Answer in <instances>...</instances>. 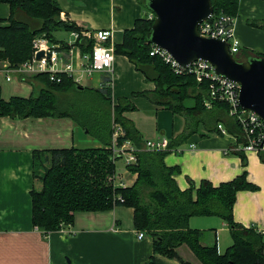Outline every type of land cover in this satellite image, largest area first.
<instances>
[{"label": "trees", "instance_id": "obj_1", "mask_svg": "<svg viewBox=\"0 0 264 264\" xmlns=\"http://www.w3.org/2000/svg\"><path fill=\"white\" fill-rule=\"evenodd\" d=\"M1 1L10 5L11 14L8 18H0V60H8L12 66L31 57L35 37L46 34L51 44L59 43L67 50L65 41L56 40L53 32L81 29L75 22L61 19L58 0ZM239 1L212 0L215 14L223 11L235 16ZM152 24L149 16L136 19L134 26L125 30L123 41L115 45L116 54L127 56L146 80L156 84L154 91L134 96L145 95L175 113L184 114L192 124L207 121L225 124L229 135L236 136L239 143L244 142L241 127L228 115L227 104L217 103L212 110L206 111V87L199 85L193 75L175 73L162 57L150 54L152 44L147 34ZM259 26L264 28V23ZM78 43L82 55L92 54L93 39L80 38ZM58 77L60 81L51 80L48 74L42 73L28 79L34 85L29 97L13 96L6 100L0 88V121L3 116H68L102 144L100 147L33 152V222L42 232L61 230L74 222L78 211L109 210L125 205L134 208L136 231H145L153 239L154 254L145 264H157L156 254L176 258L181 264H193L179 254L177 249L183 244L193 251L201 264H264L263 234L237 223L233 216L237 191L258 188L247 179L246 173L218 186L209 180H202L199 185L190 180V186L181 190L174 178L181 169L168 166L165 157L175 149L180 152L178 146L187 140L192 130L169 141L166 149L145 148L139 142L141 134L124 115L136 106L126 97L114 103L110 76L104 78L102 88L80 87L65 73ZM36 79L43 85H35L33 80ZM65 95L69 97L63 100ZM190 98L194 99L193 105L185 102ZM117 125L123 129L117 144L121 146L132 141L137 150L136 162L127 164V168L137 174L130 186L115 184L116 159L123 157L121 154L114 156L112 150ZM236 153L242 157L244 165L247 164L245 153L242 150ZM260 157L264 162V151L260 152ZM194 215H218L226 220L232 245L223 253L219 252L217 244L203 245L202 232L189 225Z\"/></svg>", "mask_w": 264, "mask_h": 264}, {"label": "crops", "instance_id": "obj_2", "mask_svg": "<svg viewBox=\"0 0 264 264\" xmlns=\"http://www.w3.org/2000/svg\"><path fill=\"white\" fill-rule=\"evenodd\" d=\"M58 1L62 8L61 19L93 31L111 29L114 45L123 41L125 30L132 28L136 19L151 13L142 0ZM10 14V5L0 0V18H8ZM260 23H264V0H240L234 25L242 46L239 59L247 60L256 54L264 56V28L259 26ZM73 53V71L69 76L82 87L102 88L104 78L109 75L104 71L88 73L80 51L76 49ZM3 66L0 64L2 97L6 100L13 96L29 97L34 90L30 80L16 72L12 73V80H7ZM33 81L35 85H43L37 79ZM111 86L114 103L126 97L136 106L124 115L141 134L139 142L143 147L147 139L166 137L171 141L192 130L187 140L178 146L180 152L175 149L165 157L168 166L181 169L174 175L181 190L190 186V180L197 185L202 180H209L218 186L246 173L247 179L258 188L237 191L234 220L261 232L264 242V162L260 152L245 153L247 164L244 165L242 157L236 153L239 150H233L234 137L224 135L218 129L220 122L192 124L184 114L175 113L145 95L134 96L135 93L154 91L156 84L146 80L125 55L115 53ZM188 101V104H194V99ZM128 142L136 149L132 141ZM101 145L68 116L1 118L0 264H145L149 260L154 254L153 239L147 234L142 239L137 237L133 207L116 205L109 210L78 211L74 222L65 225L64 229L49 233L36 230L31 195L33 152ZM119 160H116L115 184L130 186L136 181L137 174L127 168L126 162L124 169H120ZM189 225L202 232L203 245L217 244L220 253L233 243L228 223L218 215L191 216ZM177 250L184 260L201 264L186 244ZM155 256L157 264H181L176 258L162 254Z\"/></svg>", "mask_w": 264, "mask_h": 264}, {"label": "built area", "instance_id": "obj_3", "mask_svg": "<svg viewBox=\"0 0 264 264\" xmlns=\"http://www.w3.org/2000/svg\"><path fill=\"white\" fill-rule=\"evenodd\" d=\"M149 18L154 20V14L150 13ZM234 25L235 16L226 13L213 14L200 24L199 32L206 37H215L227 41L231 53L235 55L240 52L242 46L235 34ZM80 38L94 40L91 55H82L78 43ZM112 39L113 33L111 29H98L93 31L84 27L69 32V37L67 41L65 40L69 49L66 50L62 49L59 43L51 44L46 34H42L33 40V55L30 59L15 68L5 65L3 66V71L7 72V80H12V73L16 72L21 75L46 73L51 80L60 81L59 74L65 73L71 75L73 71V51L78 49L81 53V59L84 62V68L88 73L104 71L112 78L113 60L115 57V47ZM40 50L50 52V56L48 57L45 54L41 58H37L36 54ZM151 54L162 57L175 73L193 75L198 83L203 84L207 92V97L204 101L206 108L212 109L216 103L221 102L227 104L228 115L236 120L245 137V142L239 143L237 137L233 136L236 141L233 150H242L244 153L264 151V120L240 105L239 96L241 86L239 83L217 74L214 66L204 60H197L187 67H181L168 52L153 44ZM218 128L223 134L229 135L222 123L218 124ZM122 133V127L117 125L116 132L113 135V139L116 142L112 146L114 156L116 154H121L122 156L125 154L127 155L126 164L134 163L137 159V150L129 146L128 141L124 142L121 146L117 144V137ZM147 146L152 150L155 148L166 149L168 147V141L166 139L164 142L163 140L161 142L149 140ZM62 229H64V226ZM36 230L41 231L38 226H36ZM136 233L139 239L146 237L145 231H136Z\"/></svg>", "mask_w": 264, "mask_h": 264}, {"label": "water", "instance_id": "obj_4", "mask_svg": "<svg viewBox=\"0 0 264 264\" xmlns=\"http://www.w3.org/2000/svg\"><path fill=\"white\" fill-rule=\"evenodd\" d=\"M154 14L147 34L149 43L168 52L181 66L197 60L214 66L217 74L240 84V105L264 120V56L238 60L227 41L200 34V24L214 13L212 0H145ZM50 56L40 50L36 56Z\"/></svg>", "mask_w": 264, "mask_h": 264}, {"label": "rangeland", "instance_id": "obj_5", "mask_svg": "<svg viewBox=\"0 0 264 264\" xmlns=\"http://www.w3.org/2000/svg\"><path fill=\"white\" fill-rule=\"evenodd\" d=\"M152 13V12H151ZM222 13H226V12H223L222 11ZM213 14H215V11H214V13ZM226 14H228V13H226ZM150 15V14H149ZM231 15V14H230ZM234 16V15H233ZM235 17H236V15H235ZM81 28H84V27H81ZM73 30H77V29H73ZM79 30V29H78ZM70 31H72V30H70ZM70 31H66V30H64V29H57V30H55L54 32H53V37L56 39V40H66L67 41V39H68V37H69V32ZM114 47H115V45H114ZM241 49H242V47H241ZM240 52H241V50H240ZM239 52V53H240ZM239 53H237V54H235L234 56L238 59V60H241V59H239ZM150 54H151V52H150ZM32 55H33V52H32ZM32 55H31V57H32ZM152 55V54H151ZM256 55H258V54H256ZM154 56V55H153ZM30 57V58H31ZM29 58V59H30ZM28 60V59H27ZM26 60V61H27ZM25 62V61H24ZM23 62V63H24ZM0 64H2V65H9L10 67H13V68H15V67H17V66H12L11 65V63L8 61V60H0ZM22 64V63H21ZM21 64H19V65H21ZM18 65V66H19ZM21 75V74H20ZM35 75H38V74H34V75H27V74H25V75H21L22 77H27L28 79H31V78H33V76H35ZM196 79V78H195ZM175 83V82H174ZM199 85H200V83H198ZM80 87H82L81 85H80ZM156 89V88H155ZM193 95V94H192ZM63 97V100H65V99H67L69 96H62ZM189 99H186L185 100V102L187 103V101H188ZM188 103H189V101H188ZM187 103V104H188ZM215 105H217V103L215 104ZM205 106V105H204ZM206 108V107H205ZM213 109V108H212ZM212 109H208V108H206V111L207 110H212ZM84 131H86V132H88L87 130H84ZM116 132V129H114V133ZM222 134H223V132H222ZM114 135V134H113ZM225 135V134H224ZM244 137V136H243ZM167 140L168 141V144H169V139L168 138H166V137H163L162 138V140H163V142H164V140ZM149 140L150 139H147V140H145V142H144V144H145V148H149L147 145H148V142H149ZM161 140V141H162ZM152 141H155V140H152ZM160 141V142H161ZM244 142H245V137H244ZM113 143H115L116 144V142L114 141V139H113ZM112 146H113V144H112ZM132 147V146H131ZM156 150H158L157 148H155ZM152 150V149H151ZM126 157H127V155H123V157L122 158H119V159H122V160H119L118 161V167L120 168V169H124V166H123V163H125V161H126ZM117 160V159H116ZM126 166H127V164H126ZM40 186V184L38 183L37 184V187H39ZM37 226V225H36ZM190 249V248H189ZM226 249V248H225ZM224 249V250H225ZM191 250V249H190ZM220 251V250H219ZM192 253H193V251H192ZM222 253V252H221ZM194 254V253H193ZM196 255L194 254V257H195ZM197 257V256H196ZM195 257V258H196ZM199 260V259H198Z\"/></svg>", "mask_w": 264, "mask_h": 264}]
</instances>
